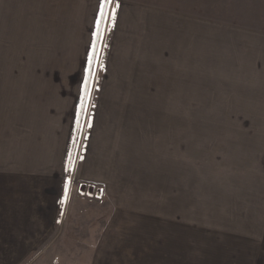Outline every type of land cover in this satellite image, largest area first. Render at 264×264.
<instances>
[{"label":"rangeland","instance_id":"374dc122","mask_svg":"<svg viewBox=\"0 0 264 264\" xmlns=\"http://www.w3.org/2000/svg\"><path fill=\"white\" fill-rule=\"evenodd\" d=\"M60 1L66 16L56 18L58 31L23 37V0H0V138L5 124L19 131L38 122L52 155L78 115L59 203L73 222L108 223L110 263L175 257L162 247L174 236L150 240L141 228L151 224L195 237L180 257H207L201 250L211 246L199 237L213 240L215 221L244 230L214 218L223 205L258 235L248 242L258 250L246 257H264V0H104L91 57L77 36L81 27L68 24L85 0ZM123 3L136 6L134 22L114 45ZM129 29L134 39L150 36L153 57L135 51ZM94 119L111 142L90 153L94 165L103 153L106 181L82 182L79 148ZM0 156H9L1 144ZM117 222L121 237L111 236L122 232ZM219 255L216 248L211 257Z\"/></svg>","mask_w":264,"mask_h":264},{"label":"crops","instance_id":"0c3cea01","mask_svg":"<svg viewBox=\"0 0 264 264\" xmlns=\"http://www.w3.org/2000/svg\"><path fill=\"white\" fill-rule=\"evenodd\" d=\"M62 1L67 7L68 0ZM76 1L78 0H71L73 3ZM103 1L85 0L77 11H73L74 15L71 14L72 18L68 20L69 25L78 23L77 26H80L81 30L84 29V32L79 34L80 30L77 36L82 39L87 49L89 48L90 57L99 30ZM49 2L54 4L53 8ZM61 3L60 0L54 3L53 0H48V2L23 0V37L27 32L34 30L38 33L45 29L48 36L51 35L47 31H58L56 29L60 27V23L56 21V18L66 16L62 9H58ZM48 4H50L49 10L47 9ZM72 6L74 7L75 4ZM133 6V4L123 3L115 11L114 38H112L114 45L119 43L127 24L134 22L132 21ZM64 21H67V18ZM128 31L130 44H135V51H139L138 54H142L143 58L153 57L154 51L150 36L140 37L137 32L135 35L137 37L134 39L133 30ZM72 33L75 35L74 30ZM72 33L69 31V36H72ZM129 48L130 46H127V50ZM77 118L78 115L74 118L73 130L68 141L61 142L59 146L54 145L56 152L52 155L49 153L50 148H46L45 145L48 137L39 136L43 134V128L38 122L35 123V127L20 128L19 131L16 127L13 131L5 124L6 129L3 132L4 137L0 138V144L2 154L7 155L8 153L9 156L8 158L0 156V160L2 158V163L0 162V182L2 183V188H0V264H113L107 257L108 223L94 225L92 222H73L67 215L70 214L69 208L61 207L59 203L64 186V171L69 160V153L72 151L76 124L79 121ZM94 120L95 124L91 126L83 144L80 147L81 141H79L78 145L83 154L78 174L82 182L106 181L100 173L99 161L103 153L95 156V165L91 162L90 153L107 149V144L111 142L109 143L98 135L97 121ZM95 166L99 168H94ZM91 170L92 172L97 171L89 173ZM112 180L117 181L118 177L113 176ZM224 195L222 194V197H226ZM229 208L224 205L216 207L213 211L214 218L226 221L229 225L244 226V230L239 233L226 229L223 224L215 221L211 225L213 230L218 229L214 239L199 237L200 240L203 239V242H207L204 246H211L206 252L201 250L206 253L207 257H180V254L187 251V248L189 249L186 239L192 240V235H186L182 231L172 233V228L166 232L168 226L164 225L162 228L159 224H151L147 228H140L148 230L146 233L150 240L165 239L166 236L173 235V240L162 247L175 257H133L135 264H264V257H246L258 250H253L255 248L248 245V242L256 241L258 235L248 229L251 223L246 222V218L240 212H232ZM114 229L122 232L112 233L111 236L121 237L123 235L124 228L119 222L115 223ZM180 229L183 230L182 227ZM146 233H137L135 238L143 239L145 237L141 234L146 236ZM222 238L228 239L230 245L229 243L223 244L227 241H221ZM192 241L196 242L195 237ZM216 248L221 257L220 255L211 257ZM231 250H234L237 257H231ZM196 253L201 254L200 251ZM131 263L134 264L133 261Z\"/></svg>","mask_w":264,"mask_h":264},{"label":"trees","instance_id":"16d2710c","mask_svg":"<svg viewBox=\"0 0 264 264\" xmlns=\"http://www.w3.org/2000/svg\"><path fill=\"white\" fill-rule=\"evenodd\" d=\"M102 20H103V18H102ZM91 72H92V67H91ZM88 87H89V80L87 82V91H88Z\"/></svg>","mask_w":264,"mask_h":264}]
</instances>
